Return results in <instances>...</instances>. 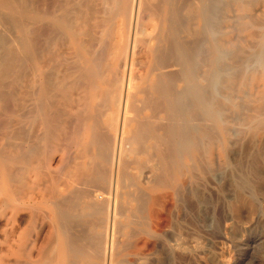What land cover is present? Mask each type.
Segmentation results:
<instances>
[{
	"label": "bare ground",
	"instance_id": "1",
	"mask_svg": "<svg viewBox=\"0 0 264 264\" xmlns=\"http://www.w3.org/2000/svg\"><path fill=\"white\" fill-rule=\"evenodd\" d=\"M253 2L77 0L73 6L62 0H0V87L8 81L17 88L21 70L28 77L22 99L28 111L18 113L8 104L9 111L2 105L4 112L20 118L25 114L23 121L11 113L3 124L0 120V264H85L84 259L113 264L134 234V250L152 246L149 238L128 231L140 215L144 221L161 216L155 203L165 196L151 198L146 216L144 188H172L186 195L196 216L211 214L208 223L223 226V233L237 243L232 211L242 186L238 165L253 157L249 140L264 128V119L252 113L264 114V9L263 21L250 32L253 41L241 57L234 41L226 38L250 26H242L236 12H248ZM260 2L264 7V0ZM228 10L235 17L221 14ZM229 19L233 24L224 26ZM38 24L52 35L47 36L52 45L42 52ZM203 42L209 57L201 61L206 66L202 74L192 59ZM57 61L60 74L52 64ZM233 89L245 92L251 111L242 142L231 136L226 121ZM1 92L3 103L6 93ZM74 99L77 112L67 108ZM68 116L82 125L72 131L70 123L69 128L64 125ZM57 150L61 155L54 168L45 156ZM29 201L40 203L43 210ZM33 218L47 225L43 236L28 226ZM45 239L53 244L49 250L41 244ZM196 246L188 248L191 262Z\"/></svg>",
	"mask_w": 264,
	"mask_h": 264
},
{
	"label": "rangeland",
	"instance_id": "2",
	"mask_svg": "<svg viewBox=\"0 0 264 264\" xmlns=\"http://www.w3.org/2000/svg\"><path fill=\"white\" fill-rule=\"evenodd\" d=\"M39 1H42V0H39ZM43 1H47V0H43ZM48 1H53L54 2V0H48ZM76 1L77 0H72L71 1V2H73V4H72L70 1L67 2V0L66 1L62 0V2H64L66 5L69 3V5H73V6L76 5V3H75ZM252 1H254V2H253V6H252L251 10H249L246 13L239 12V11L236 12L237 13L236 14L237 19H239L240 21L243 20V22H242L241 25L243 26V24L247 23L250 26H248L247 28H245L242 31L241 30H238V31L235 30L234 32H232L229 35L228 38H226V39L233 40L234 43L236 44V49H238L237 51H239L238 52L239 53L238 54V58L243 55V51H245L244 49H246L247 46L251 43V41H253V39L249 36L250 32H253L254 30H255L254 32H256L258 30V28H259V23L261 21H263V18H262V16H263V9H264L263 4L260 2V0H256V2H255V0H252ZM221 14L224 15V16H226V17H235V13L232 12L231 10H228L226 12L223 11ZM244 14L246 15V17H244L242 19V16H245ZM251 19H252V21H251ZM258 21H259V23H258ZM232 24H233L232 19H229L227 22L224 23V26L227 27V26H231ZM38 25H40V24H38ZM38 25L36 26L37 31L39 30L38 31V34L36 32V34H37L36 35V39H40L38 41L40 42L41 45L39 44L40 46H38V47H39L40 51L42 52L43 50L46 51V49H49L47 46L52 45L51 40H49V42H47V39L49 38L48 35H50V38L52 37V35H51V32H50V29H48L49 30L48 31L47 28H43V26L40 25V26H42V29H43L42 30L41 28H38ZM40 31H42V32H40ZM45 31L48 33L47 35H46ZM245 33H247V34H245ZM47 36H48V38H47ZM240 37H244V38L241 39ZM49 43H50V45H49ZM237 45H239V47ZM44 46H45V48H44ZM198 46L199 47L202 46L201 48H199V49H201L200 50V53H199L200 55L198 53L194 52L193 53V59H192V61L194 62L193 63L194 65L196 63V65L194 67L196 69L195 71H197V73H202L203 74V70L206 69V66H204V62H201V61H203V58L209 57V53H207L208 52L207 51L208 50L207 49L208 47H207V43L206 42H203L201 46H200V44H198ZM51 48H52V46H51ZM204 48L206 50H204ZM239 48H240V50H239ZM202 49L205 52H203ZM48 51L50 52V50H48ZM59 51H60V54L62 53L61 55H66L65 54L66 49L64 51L63 48H60ZM51 52L54 53L55 52V49L52 48L51 49ZM204 55H205V57H204ZM61 59H62V57H61ZM204 61H205V64H206V59H204ZM229 62H232V61L229 60ZM58 63H60V62L57 61V62H53L52 63L53 64V67L56 66L57 70L60 69V66H58ZM139 67H138V69L140 71L142 70V72H143V69H141L143 67L140 66V65H139ZM25 70L26 69H24V71L21 70V71L17 72L18 75H19V77H17L18 84L20 83V85L17 84V88H15L12 84H9L8 85V83H7L8 81H5L4 83H2L3 85L1 84V87H3V89H5V90L2 89V91H6L3 94L0 91L1 94H2V96L6 93V98H10L8 100V99H6L4 97L6 101L5 102L3 101V103L0 102V112H1V114H0V120L1 121L3 120L1 124H3L6 121L5 120L7 118L6 116L9 113H11V115L14 116V118L17 117V119L19 118L20 121H21L23 119L24 114L26 113V111H28L27 104L25 102H23V100H22L24 98V101H25V94L23 93V91L26 88V85H27L26 84V82H27L26 80L28 78L27 77V73H26ZM59 72H60V70L58 71V73ZM22 73H23V75H21ZM21 78H22V81H21ZM200 81L202 83L203 82V79H201ZM5 83H7V86H8V87L6 86V88L4 86V85H6ZM11 85H12V87H11ZM232 86L234 87V84ZM16 89L17 90H21V91L20 92L19 91L17 92ZM21 93H23V95ZM13 95H15L17 97L14 96L15 97L14 98ZM76 95L77 94H75V96ZM20 98H21V100L18 101ZM10 100H11V103H10ZM241 100H242V102H241ZM76 101L77 100L74 99V102L68 104V107L67 108L68 109H72L74 112L75 111L77 112L76 106H78V104H77ZM233 101H234V103L226 106V116H227L226 117V121H227V123H228V125L230 127L231 136L233 138L236 137V139H238L240 142H242V141L245 140L244 139V137H245V131H246V129L244 128L245 127V118H246V116H247L248 113H251V111L249 112L247 110V106L248 105H247L246 94H245L244 91H237V89H235V90L233 89ZM5 103L7 105L8 104H11L12 106H10V107L11 108L13 107V111L15 109H16V111H18V113H23V111H25L24 114H21V115H23L22 118H20L18 114L17 115H14L15 113L13 111L9 112L10 111L9 105L7 106ZM241 103L243 104L244 107L241 105ZM2 105H4V106L6 105L8 108L6 106L5 107L9 111L7 110L6 112H4L5 108ZM22 105H23V107H21ZM19 107H20V110L22 112L19 111ZM241 107L243 108V113L242 114H241V110H242ZM240 108H241V110H240ZM228 109H230V110H228ZM230 113L232 114V116H231ZM252 113H254V115L258 116L259 118L264 119V114L263 113L258 114L256 112H254L253 110H252ZM3 115L4 116L6 115V116L5 117H2ZM236 117H237V120H236L237 125H236L235 120L233 121V119H235ZM239 117H241V118H239ZM14 118H12V119L10 118V119L13 120ZM62 119H65V118H62ZM76 120H77L76 118L74 119L72 116H68V117H66V120L64 121L65 122L64 125L68 126V128H69L70 127L69 123H70L72 125V127H70L69 129H71L72 131H75L77 129L76 127H78L79 125H82V122L81 121H79V120L76 121ZM14 121H15V119H14ZM75 124H77V125H75ZM260 129L257 130V133L252 137L251 141L249 140V142H250L249 145L252 143L251 146L253 148V151H252L253 157H251L250 159H247V158L243 157L245 159L240 160V163L238 165V173L240 174L239 175V177H240L239 181H240V183H241V185L243 187L240 186L239 189L237 190V193H238L239 197H237L238 195L236 196V193H235L234 203L235 202H237V203H235V206L236 207H234V210L232 211V214H233L234 219H235V227L232 229V231L233 230L234 231L236 230L233 233H234V235H236V237L238 239L236 244L230 239V237H228L229 234L223 233V230L221 229V228H223V226H220V228L219 227L216 228V227H213L210 222H209L210 224L208 223V221H210L211 214L208 213L209 215H207L206 218L205 217L203 218L204 215L203 216L202 215L201 216H196L195 213H193V211L190 210V208L187 205V196L186 195L177 194V191L176 190H173L172 188L171 189L170 188H160V189H148V190H146L144 188L143 190H141V192L144 191L145 194H146V195L145 194H142V196L144 195L143 196V199L146 201V207L144 206L145 203L143 204V208L144 207L146 208V209L144 208V211L146 210V212H144L146 216L148 215L147 214V212H148V208L147 207L149 206V203L152 204V202L150 201V200H152L151 198H156L158 196L159 197L160 196H165L164 197V200L162 202H158V203L156 202L155 203V204L158 205V206L155 205V207L157 209H159L160 212H162L161 213V216L158 217V218H155V219H152V218L149 217V220L150 221L147 220L148 221L147 222V221L141 220V215H140V218H139L140 220L138 219V221L136 223L130 224L129 227H128V229H129L128 231H132L133 233L136 232V234L138 232L139 234H137V236L139 235L140 237H144L146 239L149 238L148 240L151 241L152 243L153 242L154 243H153L152 246L150 245L148 247L147 246L145 247L144 245H140L137 249L134 250L132 248V244H131L133 242V239L136 238V236L134 234L133 237L129 238L127 240V242L124 243L120 247V250H122V252L120 251V254L114 260V263L113 264H137L138 262H139V264H141V263L142 264H144V263L145 264L146 263L147 264H183V263L184 264H189V263L190 264H198V263L199 264H204V263L205 264H210V263L211 264H213V263L214 264H264V146H262L264 144V142L262 143V141L264 140V128H260ZM242 130H243L244 135L242 133ZM236 131L239 134L241 132V134L239 135ZM60 133H61V131H60ZM259 133H260V135H259ZM239 137H240V139H239ZM241 137H243V138L241 139ZM259 144H261L260 147H259ZM257 145H258V147H257ZM47 150L49 151V147H48ZM254 150H256V151L254 152ZM48 151H47V154L45 156V159L46 160H49L51 158L50 159L51 167H54L55 168V167L58 166V163H59V160H60L61 151H59V150H57L55 152H52V151L48 152ZM56 153H58V154H56ZM54 157H56L57 159L54 158ZM52 158H53V161H51ZM54 162H55L56 165L54 164ZM243 162L245 164H243ZM253 165H256V166H253ZM239 169H240L241 172L239 171ZM243 172H245L244 175H243ZM249 177H251V179L253 181ZM256 189H260V190L258 191ZM244 190H246L247 192L244 191ZM174 193H176V194H174ZM239 193H241V194H239ZM167 195H168V197H167ZM172 197L175 199V201H174V199ZM180 197H181V199H180ZM248 200H250V201H248ZM166 202H168V203H166ZM177 203L180 204V205H178ZM28 204L29 205H34V206L37 205L36 207L37 208H40L42 210L44 208V206H41L40 203H33V201H29ZM173 204H174V206H173ZM182 204H183V207L181 206ZM179 207H182V209L179 208ZM178 209H180V211ZM181 211L184 212L185 215ZM170 213H171V216H170ZM193 215H195V216H193ZM34 219L35 218L29 220L30 223H28V226L32 229V232L33 233H37L38 231H40V235L43 236L47 232V230H48L47 229V225L41 224L42 223L41 222L42 220L40 221L41 218L40 219L38 218L37 220H34ZM197 221H199V222H197ZM159 222L161 223V225H160ZM191 223H193V224L196 223L195 224L196 226L191 225ZM201 223H202V225H201ZM151 224H153V226L155 225L154 226L155 228H153V226ZM237 225H239V226H237ZM150 226H151V228H150ZM158 227H160L161 230ZM164 228H166V229H164ZM178 228H179V230H178ZM45 229H47V230H45ZM177 230H178V232H180L182 230L183 231V232L181 231L182 234L181 233H177ZM44 231H46V232L44 233ZM155 231L157 233L159 232L158 233V236H156V232ZM185 232L188 233V236H187V234ZM154 233H155V235H154ZM190 233H194V234H190ZM180 234L182 235V237L180 236ZM240 235H241V237H240ZM178 236H179V238H178ZM183 236H184V238H183ZM223 236H225V237H223ZM191 237H195V238H191ZM197 237L200 239V240L198 239L200 242L197 241ZM154 238H156V239H154ZM185 238L186 239L189 238V239H187L188 241L184 240ZM190 238H191V241L193 239V242H189L190 241ZM217 238H219V239H217ZM180 239L183 240L182 241V244L180 242L181 241ZM222 240H223V242H221ZM42 241L43 242L42 243L40 242V243L43 245V247L45 248V250L46 249L49 250V249H51L53 247V244L51 242H47L46 239L45 240H42ZM177 241H178V243L176 244ZM184 241H186V242H184ZM196 241H197V243H196ZM210 242L212 244H210ZM46 243H48V244H46ZM184 243H187V244H184ZM232 244L235 245L236 247L235 246H232ZM185 245H186L187 248L185 247ZM192 245H195V246L197 245L196 247H197V249L199 251L197 250L195 257L191 259L192 260V262H191V261H189L191 257H189L190 255L188 253V248H191L190 246H192ZM208 245H211V246H208ZM239 245H240V247H239ZM219 247H221V249ZM234 247L237 250H235ZM143 248L144 249L148 248V249H146L147 250L146 251ZM182 249H183V251H182ZM220 250H221L222 253L220 252ZM206 251H208L209 254ZM236 251H237V253H236ZM151 252H152V254H151ZM198 253H199V255H198ZM184 257L186 258L185 261H184ZM235 257H237V258H235ZM131 258L134 260V262H133V260ZM136 259H137V263H135L136 262ZM202 259H203V261H202ZM216 259H217V261H216ZM143 260H144V263H143ZM145 260H147L148 262H146ZM186 260H188V261L186 262ZM198 260H200V261H198ZM129 261H130V263H129ZM84 262H85V264H93V262L90 259H84ZM215 262H218V263H215Z\"/></svg>",
	"mask_w": 264,
	"mask_h": 264
}]
</instances>
